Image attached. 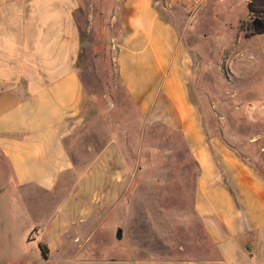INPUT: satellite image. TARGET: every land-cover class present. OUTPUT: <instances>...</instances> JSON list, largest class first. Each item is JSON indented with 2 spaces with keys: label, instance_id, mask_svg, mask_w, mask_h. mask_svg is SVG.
<instances>
[{
  "label": "rangeland",
  "instance_id": "obj_1",
  "mask_svg": "<svg viewBox=\"0 0 264 264\" xmlns=\"http://www.w3.org/2000/svg\"><path fill=\"white\" fill-rule=\"evenodd\" d=\"M155 1L193 58L191 95L205 127L264 175L263 62H248L250 44L220 13ZM80 3L82 112L66 139L75 172L60 189H19L0 153V264H203L217 250L194 208L199 168L179 131L144 122L122 82L120 1Z\"/></svg>",
  "mask_w": 264,
  "mask_h": 264
},
{
  "label": "crops",
  "instance_id": "obj_2",
  "mask_svg": "<svg viewBox=\"0 0 264 264\" xmlns=\"http://www.w3.org/2000/svg\"><path fill=\"white\" fill-rule=\"evenodd\" d=\"M119 1L114 46L122 82L144 122L179 131L199 168L194 208L217 250L203 264H264V175L205 127L191 95L193 58L156 1ZM168 3L190 14L203 6L209 9L204 17L220 13L250 44L248 62L264 66V32L246 36L241 29L244 20L264 28V0ZM80 4L0 0V153L19 189H60L75 172L66 139L82 112ZM47 237L50 250L56 249L57 241Z\"/></svg>",
  "mask_w": 264,
  "mask_h": 264
},
{
  "label": "trees",
  "instance_id": "obj_3",
  "mask_svg": "<svg viewBox=\"0 0 264 264\" xmlns=\"http://www.w3.org/2000/svg\"><path fill=\"white\" fill-rule=\"evenodd\" d=\"M241 29L245 30V35L246 36H251L254 35L256 33H260V32H264V28L260 27V28H254L252 25L247 24L246 26H244V24L241 26ZM41 250H44L43 245L39 244Z\"/></svg>",
  "mask_w": 264,
  "mask_h": 264
},
{
  "label": "water",
  "instance_id": "obj_4",
  "mask_svg": "<svg viewBox=\"0 0 264 264\" xmlns=\"http://www.w3.org/2000/svg\"><path fill=\"white\" fill-rule=\"evenodd\" d=\"M122 234H123V229L120 227V228L118 229V232H117V237H118V238H122Z\"/></svg>",
  "mask_w": 264,
  "mask_h": 264
}]
</instances>
